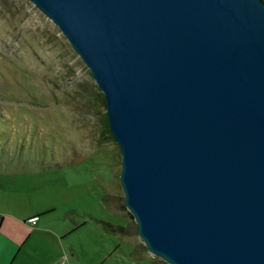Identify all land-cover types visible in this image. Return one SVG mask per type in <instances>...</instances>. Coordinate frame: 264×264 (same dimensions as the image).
Returning <instances> with one entry per match:
<instances>
[{
  "label": "water",
  "instance_id": "water-1",
  "mask_svg": "<svg viewBox=\"0 0 264 264\" xmlns=\"http://www.w3.org/2000/svg\"><path fill=\"white\" fill-rule=\"evenodd\" d=\"M29 1L104 95L148 251L264 264V2Z\"/></svg>",
  "mask_w": 264,
  "mask_h": 264
},
{
  "label": "rangeland",
  "instance_id": "rangeland-1",
  "mask_svg": "<svg viewBox=\"0 0 264 264\" xmlns=\"http://www.w3.org/2000/svg\"><path fill=\"white\" fill-rule=\"evenodd\" d=\"M100 94L45 14L29 0H0V219L32 211L48 245L36 251L62 264H168L125 205Z\"/></svg>",
  "mask_w": 264,
  "mask_h": 264
},
{
  "label": "crops",
  "instance_id": "crops-1",
  "mask_svg": "<svg viewBox=\"0 0 264 264\" xmlns=\"http://www.w3.org/2000/svg\"><path fill=\"white\" fill-rule=\"evenodd\" d=\"M23 217H15L8 213H1L0 219V264H62L66 259L56 255L53 259L43 252L48 247L39 234L46 229L37 228L38 220L32 211ZM37 214V213H36ZM35 221L32 225L31 222ZM43 235V234H41ZM42 253L37 252L38 246Z\"/></svg>",
  "mask_w": 264,
  "mask_h": 264
},
{
  "label": "trees",
  "instance_id": "trees-1",
  "mask_svg": "<svg viewBox=\"0 0 264 264\" xmlns=\"http://www.w3.org/2000/svg\"><path fill=\"white\" fill-rule=\"evenodd\" d=\"M100 95H101L102 98L104 99V95H103V94H100ZM103 103H104V105H105V99H104ZM107 127L109 128V126H108V120H107Z\"/></svg>",
  "mask_w": 264,
  "mask_h": 264
},
{
  "label": "built area",
  "instance_id": "built-area-1",
  "mask_svg": "<svg viewBox=\"0 0 264 264\" xmlns=\"http://www.w3.org/2000/svg\"><path fill=\"white\" fill-rule=\"evenodd\" d=\"M31 224L34 225L35 224V221H32Z\"/></svg>",
  "mask_w": 264,
  "mask_h": 264
}]
</instances>
